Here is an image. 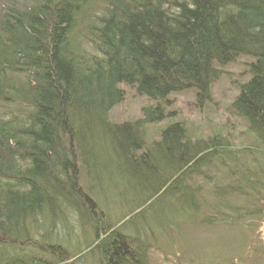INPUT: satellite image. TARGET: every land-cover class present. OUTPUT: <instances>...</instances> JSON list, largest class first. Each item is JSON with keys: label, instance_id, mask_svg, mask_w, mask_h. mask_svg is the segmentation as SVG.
I'll use <instances>...</instances> for the list:
<instances>
[{"label": "trees", "instance_id": "1", "mask_svg": "<svg viewBox=\"0 0 264 264\" xmlns=\"http://www.w3.org/2000/svg\"><path fill=\"white\" fill-rule=\"evenodd\" d=\"M239 57L253 148L191 143L179 122L146 144L172 95L203 107ZM122 85L152 105L116 124ZM216 165L230 181L206 204ZM237 196L264 201V0H0V264H145L154 232L237 226Z\"/></svg>", "mask_w": 264, "mask_h": 264}, {"label": "rangeland", "instance_id": "2", "mask_svg": "<svg viewBox=\"0 0 264 264\" xmlns=\"http://www.w3.org/2000/svg\"><path fill=\"white\" fill-rule=\"evenodd\" d=\"M250 62L248 57H239L234 63L219 68L220 76L212 85L210 99L203 107L195 104L192 90L172 95L168 112L174 115L161 123L144 127L146 144L157 141L164 127L179 122L191 143L221 138L229 143L232 151L253 148L256 140L247 122L236 117L231 107L239 86L248 79ZM120 90L123 100L108 114L112 123L136 121L141 117V110L152 105L130 87L122 85ZM204 177L197 181L204 189L202 200L209 204L211 190L229 184L230 180L226 168L219 165L205 172ZM236 198L249 211V216L237 226L185 225L178 234L169 237L154 232L152 240L147 241L151 247L145 253V264H264V201L254 203L243 197ZM83 257L79 256L74 263L96 262L94 256Z\"/></svg>", "mask_w": 264, "mask_h": 264}, {"label": "water", "instance_id": "3", "mask_svg": "<svg viewBox=\"0 0 264 264\" xmlns=\"http://www.w3.org/2000/svg\"><path fill=\"white\" fill-rule=\"evenodd\" d=\"M262 222H263V224H264V218H263V221H262Z\"/></svg>", "mask_w": 264, "mask_h": 264}]
</instances>
